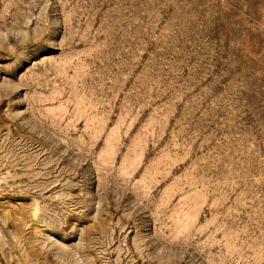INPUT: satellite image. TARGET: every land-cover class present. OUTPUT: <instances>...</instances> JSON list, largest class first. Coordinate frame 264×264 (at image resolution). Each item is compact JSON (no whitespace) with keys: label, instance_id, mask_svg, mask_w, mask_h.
I'll list each match as a JSON object with an SVG mask.
<instances>
[{"label":"rangeland","instance_id":"374dc122","mask_svg":"<svg viewBox=\"0 0 264 264\" xmlns=\"http://www.w3.org/2000/svg\"><path fill=\"white\" fill-rule=\"evenodd\" d=\"M0 264H264V0H0Z\"/></svg>","mask_w":264,"mask_h":264}]
</instances>
